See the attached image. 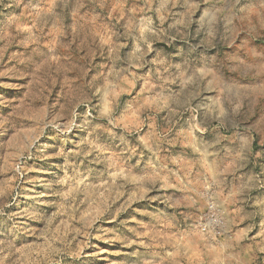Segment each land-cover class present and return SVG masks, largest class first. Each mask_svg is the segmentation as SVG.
Segmentation results:
<instances>
[{"label": "rangeland", "instance_id": "374dc122", "mask_svg": "<svg viewBox=\"0 0 264 264\" xmlns=\"http://www.w3.org/2000/svg\"><path fill=\"white\" fill-rule=\"evenodd\" d=\"M0 264H264V0H0Z\"/></svg>", "mask_w": 264, "mask_h": 264}, {"label": "built area", "instance_id": "2783aa9c", "mask_svg": "<svg viewBox=\"0 0 264 264\" xmlns=\"http://www.w3.org/2000/svg\"><path fill=\"white\" fill-rule=\"evenodd\" d=\"M221 221L219 209L214 201H209L207 204V209L203 213L201 219L199 220L200 229L204 233H209L212 229L219 227V222Z\"/></svg>", "mask_w": 264, "mask_h": 264}, {"label": "water", "instance_id": "95a60500", "mask_svg": "<svg viewBox=\"0 0 264 264\" xmlns=\"http://www.w3.org/2000/svg\"><path fill=\"white\" fill-rule=\"evenodd\" d=\"M164 46H166V47H167V45H166V44H164Z\"/></svg>", "mask_w": 264, "mask_h": 264}]
</instances>
